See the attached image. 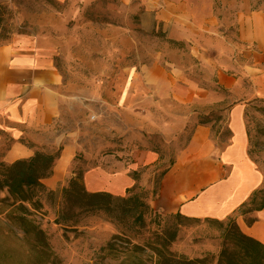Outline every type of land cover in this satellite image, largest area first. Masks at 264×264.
<instances>
[{
	"label": "rangeland",
	"instance_id": "374dc122",
	"mask_svg": "<svg viewBox=\"0 0 264 264\" xmlns=\"http://www.w3.org/2000/svg\"><path fill=\"white\" fill-rule=\"evenodd\" d=\"M0 9L4 12L1 35L8 36L0 35V79L11 69L7 59L11 40L18 35L39 39L52 55L59 85L72 91L84 112L68 124L54 123L36 132L37 144L16 139L14 112L9 108L18 94L0 80V165L11 164L7 156L18 142L33 154L57 155L47 179L60 169L56 186L43 183V188L26 189L25 201L12 198L6 189L0 191V264H154L162 233L173 231L176 236L169 249L177 255L206 260L200 264H220L221 255V264L228 259L240 264L235 239L226 237L228 229L216 223L226 219L169 218L148 207L145 227L132 234L127 229L131 220L120 221L117 212L111 216L105 212L106 207L115 208L113 200L85 197L79 179L68 194L63 189L96 163L92 143L105 144L110 138L107 145L101 143L99 152L120 150L123 137L118 136L129 128L134 140L126 149H142L144 140L147 148L157 151L156 186L161 172L186 147L194 120L209 117L218 142L226 141L227 106L235 101L246 104L250 158L264 173V100L253 95L250 81L236 69L238 24L250 12H264V0H0ZM156 70L211 91V101H221L222 108L214 104L208 116L198 118L191 114L194 106L176 107L170 100L165 111L153 105L142 108L140 102L149 91L146 74ZM220 70L238 80L233 89L217 85ZM129 83L136 105L123 108L121 91ZM177 116L187 117L188 125L173 139L142 130L150 120L170 121ZM76 139L82 149L63 157L64 145ZM141 190L135 185L131 193ZM257 190H263L256 198L259 203L264 187ZM121 233L139 246L150 240L152 247H138L133 253L132 246L116 242L108 248Z\"/></svg>",
	"mask_w": 264,
	"mask_h": 264
},
{
	"label": "crops",
	"instance_id": "0c3cea01",
	"mask_svg": "<svg viewBox=\"0 0 264 264\" xmlns=\"http://www.w3.org/2000/svg\"><path fill=\"white\" fill-rule=\"evenodd\" d=\"M238 40L240 57L237 72L248 78L253 95L264 100L263 11H253L241 18ZM39 41L25 35L14 37L7 57L11 69L0 79L18 94L14 106L9 108L14 112L12 121L16 125L13 132L16 139L24 138L34 144L40 137L36 136V132L54 123L68 124L84 113L75 96L71 95L72 91L59 85L60 75L53 68L52 55ZM216 80L218 86L227 90L238 83L234 76L223 70L216 74ZM145 82L149 91L140 102L142 108L153 105L158 111H165L164 104L170 100L176 107L193 109L194 106L191 114L198 118L200 115L208 116L214 104L217 108L223 105L221 101H211V91L194 83H182L176 75H166L158 70L148 71ZM131 84H126L121 91L123 108L136 105ZM245 107L244 101H235L227 106L225 126L229 135L224 142H218L209 123L198 125V120H194L186 147L161 178L155 196L151 194L154 188L153 169L158 164L159 156L147 148L146 141L141 142L142 149H126L133 146L130 128L118 136L123 137L120 150L101 154L99 151L104 141H95L91 147L96 150V163L83 171L85 191L124 197L128 189L138 185L149 192L147 203L150 208L162 214L179 213L187 218L216 220L232 216L240 205L249 201L254 191L264 187L262 167L248 154L250 142ZM175 118L170 121L150 120L143 124L142 130L173 139L188 125L187 117ZM77 139L64 145L63 157L74 156L82 149ZM111 141L109 138L104 145ZM32 155L33 151L16 142L6 162L28 159ZM59 172L58 168L53 178L42 183L56 186ZM132 172L139 174L137 182L132 179ZM248 218L254 219L250 225L247 224ZM236 224L243 235L264 245V208L247 216H237Z\"/></svg>",
	"mask_w": 264,
	"mask_h": 264
},
{
	"label": "trees",
	"instance_id": "16d2710c",
	"mask_svg": "<svg viewBox=\"0 0 264 264\" xmlns=\"http://www.w3.org/2000/svg\"><path fill=\"white\" fill-rule=\"evenodd\" d=\"M4 12L0 9V35L3 30L2 18ZM1 37L8 39L6 34H2ZM198 125H206L210 123L209 117H199ZM192 132V131H191ZM229 135V133H228ZM191 136V133H190ZM190 136L187 138L186 142L189 141ZM31 145V144H28ZM157 153L155 149H153ZM250 156V152H248ZM57 158L56 154H45L41 152H35L30 158L25 160H17L11 164H1L0 165V191L6 189L9 196L19 201H25V190L29 188H43L42 181L49 178L52 175V166ZM3 163V162H1ZM174 164V161H170L168 167L161 172L156 186L151 191L152 196H155L159 188V183L166 171ZM73 177V176H72ZM83 172L78 174V177H73L70 179L69 185L67 188L63 189L65 194H68L73 187L75 186L77 179L82 182V191L85 197H100L113 200L117 205L115 208L106 207L104 208L105 212L111 216L117 212V219L122 220H131V226H129L128 233H137L138 230H142L145 227V217L147 214V208L150 207L147 203L149 199V192L141 190L140 194H132L134 187L127 190V197H116L108 193H87L83 186ZM132 179L137 182L139 179V174L136 172L131 173ZM263 190H256L252 193L249 201L243 203L236 209L234 216L226 218V221H216L220 226H225V229H228L226 237L234 238L239 249V263L240 264H264V245L259 242L246 237L243 235L237 224L236 216H247L255 211H260L264 208V198L256 203L257 196L262 193ZM96 206V205H95ZM169 218H182L185 220L196 219V218H187L179 213L167 215ZM254 222V219L248 218L247 224L250 225ZM237 230V231H235ZM176 233L173 232H164L162 233V238L160 241V249H155L156 261L154 264H200L206 261L202 260H190L184 257L183 255H177L169 249L170 244L174 241ZM116 242L123 243L125 245L132 246V252L134 249L141 247L142 250L151 249L152 242L147 240L145 244L137 245L133 243V238L131 239L128 234L121 233L112 238V241L108 243V248L113 249V246ZM225 255V252H222ZM226 259L227 257H223ZM221 255L219 263L221 264ZM224 264H235L231 259L225 260Z\"/></svg>",
	"mask_w": 264,
	"mask_h": 264
}]
</instances>
